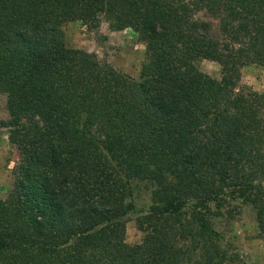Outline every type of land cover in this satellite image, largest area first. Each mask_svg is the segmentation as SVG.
I'll list each match as a JSON object with an SVG mask.
<instances>
[{"label": "trees", "instance_id": "obj_1", "mask_svg": "<svg viewBox=\"0 0 264 264\" xmlns=\"http://www.w3.org/2000/svg\"><path fill=\"white\" fill-rule=\"evenodd\" d=\"M70 22L131 29L146 46L139 78L67 49ZM247 65L264 67V0H0V94L19 154L0 264L233 263L213 210L247 203L264 234V86L239 87ZM137 181L152 204L128 245Z\"/></svg>", "mask_w": 264, "mask_h": 264}, {"label": "rangeland", "instance_id": "obj_2", "mask_svg": "<svg viewBox=\"0 0 264 264\" xmlns=\"http://www.w3.org/2000/svg\"><path fill=\"white\" fill-rule=\"evenodd\" d=\"M61 31L67 49L94 53L117 71L134 79L139 78L146 46L131 29L111 31L105 22L98 29H91L79 22H70L63 24ZM198 68L213 79L221 78V68L216 62L202 60L198 62ZM238 85L252 92H260L264 86V67L245 66ZM0 122L4 123L0 125V201L3 202L14 195V172L19 162L18 151L9 139V114L3 94H0ZM49 181L53 187H58L61 177L54 175ZM151 189L150 181H137L132 187L134 210L125 225V242L128 245L143 240L144 234L138 230L139 216L145 214L152 204ZM213 213L215 229L231 245H228V255L234 260L231 264H264V234L260 231L253 208L237 200L229 207L213 210Z\"/></svg>", "mask_w": 264, "mask_h": 264}]
</instances>
